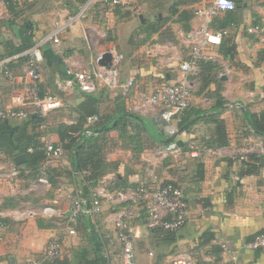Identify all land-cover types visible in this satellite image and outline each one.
<instances>
[{
	"label": "crops",
	"instance_id": "0c3cea01",
	"mask_svg": "<svg viewBox=\"0 0 264 264\" xmlns=\"http://www.w3.org/2000/svg\"><path fill=\"white\" fill-rule=\"evenodd\" d=\"M131 1L118 6L90 3L75 22L64 25L57 43L51 39L40 43L41 93L57 95L64 102L62 107L50 112L45 118L46 127L43 131L29 129L37 134L41 142L58 144L56 124L73 123L77 119L76 108L83 95L77 88L64 87L67 69L75 71L96 66L95 59L114 45L125 56L121 65V81L134 79V82L128 96L122 94L121 87L114 90L101 88L94 93L100 98L99 111L102 112L106 106L110 112L116 102L123 100L127 110L156 122L157 127L163 129L159 107L151 106L146 98L154 84L164 80L175 81L180 72L170 71L158 61L156 55L148 57L142 50L155 45L159 47V56L163 57L175 45L182 52L179 32L183 29L175 20L176 16H171L164 26L171 29L178 43L166 38L161 40L159 32L152 33L142 44L137 42L141 33L131 40L138 26L135 19L141 24V13L134 11ZM199 1L187 2L183 7L191 11L188 20L191 29L199 24V18L194 14L195 8L200 5ZM15 2V10L10 11L5 1L0 0V54L3 53V40L18 44L29 27L30 30H27L32 34L33 44L41 41L57 24L65 23L68 17L77 14L87 0ZM235 2L236 7L232 10L236 18L235 28L225 36L233 42L234 53L231 57L224 56L217 51L219 46L215 47L217 56L211 64V72L217 75V81L202 83L196 76L188 75L191 85L190 107L184 114L186 123L184 127H179L176 135L181 152L174 156H163L162 146L154 144L137 153L123 146L118 130L112 129L106 134L116 142L107 153V160L116 163L117 173L127 182L139 180L157 184L174 181L180 184L186 196V221L173 235L147 229L143 224L142 213L141 221H134L137 264H166L179 252L192 254L201 264L217 259L227 261L232 256L239 264H264V248L253 250L246 247L247 242L264 228V153H250L245 162L231 159L237 149L250 141L257 138L264 140L261 136L251 134V128L243 119L245 111L256 113L264 109V40L247 32L250 25H264V0ZM225 13L219 17L222 18ZM12 67L15 80L10 81L0 73V103L5 108L11 106L12 94L23 88L20 78L22 63ZM231 101L236 104L228 107ZM132 102L138 103L139 109H133ZM224 103L226 107L222 106ZM216 117L223 120L228 139L227 145L222 147L215 144L209 146ZM18 121L9 118L2 121L0 126L4 124L8 128L6 131H11ZM3 145L0 142V171H8L14 167L15 155L5 153ZM199 164L203 166L202 175L196 173ZM55 165L62 169L69 164L64 156ZM115 173L106 175L105 180H113ZM30 174L24 170L15 179L0 176V264H30L31 260L40 257L47 240L54 235L62 239L64 254L71 247L87 244V230L83 221L76 225V232L70 234L66 229V221L60 216L18 221L1 214L23 205L42 204H50L61 212H67L69 199L59 196L53 187L37 182L36 178L31 179ZM8 202L15 204L5 205ZM110 211L105 206L98 221L99 229L107 239L105 248L109 252L118 249L109 219Z\"/></svg>",
	"mask_w": 264,
	"mask_h": 264
},
{
	"label": "built area",
	"instance_id": "2783aa9c",
	"mask_svg": "<svg viewBox=\"0 0 264 264\" xmlns=\"http://www.w3.org/2000/svg\"><path fill=\"white\" fill-rule=\"evenodd\" d=\"M93 2H100L109 6L125 5L129 0H87L79 12L68 17L65 23L57 24L56 28L48 35L44 36L32 46L23 51L6 56L0 59V73L8 80H15V76L10 71V64L22 59L21 83L23 88L12 94L11 106L5 108L0 103V119H24L30 113H34L42 119L48 114L63 106V99L50 93H41L40 80L41 69L40 62L42 53L40 43L51 39L57 43L58 35L64 25L75 22L84 12L85 8ZM200 5L195 8L194 14L199 18V24L191 30L180 31V48L182 52L176 49V46L170 48L171 51L165 52L163 57L159 56L158 46L151 45L144 50L148 57L156 55L158 61L164 64V67L170 71L180 72L177 80H164L153 85L151 93L147 96L146 102L151 106L159 107V116L162 122V128L165 133L171 137H176L179 130V122L182 115L190 106L191 85L188 75H197L201 71L200 64L215 60L217 51L215 47L219 46L222 38L235 28V24L215 29L212 24L216 17L221 13L235 9V0H200ZM249 34L256 38L264 40V25L255 24L247 28ZM158 47V48H157ZM110 63L106 66L98 64L101 54L95 59L96 66L90 69L72 70L67 69L68 77L64 81V87L67 89L77 88L84 93H96L101 88L114 90L122 88V94L128 96L129 88L134 79L121 81V65L125 59L124 54L116 47L112 46ZM234 101L228 104V107L234 105ZM132 108L139 109L138 103L132 102ZM15 107V108H14ZM98 119L96 115L86 117L85 128L90 126ZM46 127L45 121L40 122L36 129L43 131ZM94 134L91 130H86V135ZM31 150V149H29ZM45 159L43 160L37 176V182L51 186L47 170L53 166L56 161L64 155L63 148L52 141L45 142ZM181 152V146L176 140L167 143L162 147L161 154L177 155ZM264 153V140L257 138L250 141L246 146L240 147L232 155L233 161L244 162L248 160L250 153ZM19 174L17 168L12 167L8 171H0V176L15 179ZM56 193L69 199L70 205L66 213L59 211L50 204L42 205H23L3 211L5 214L15 220H24L32 217H41L49 219L54 216L65 218L66 227L70 234L75 230L70 223H75L82 216L88 217L94 221L96 215L103 210L104 205H118L119 208L110 215L118 242V249L114 252L107 250V260L104 264H137L134 248V225L133 219L143 215V224L147 229L159 228L166 231L178 232L186 221L187 201L183 189L171 183L149 184L138 181L134 186L124 188H115L112 190L104 186H94L91 190V199L88 204L85 200L75 195L68 186L62 182L56 185ZM141 209L143 211L141 212ZM248 249L264 248V228L259 231L250 241L247 242ZM61 254L59 240L51 236L45 245L40 257L30 261V264H42L44 261H53ZM166 264H201L192 254L188 252H179L174 254ZM205 264H239L236 258L224 260H211Z\"/></svg>",
	"mask_w": 264,
	"mask_h": 264
},
{
	"label": "trees",
	"instance_id": "16d2710c",
	"mask_svg": "<svg viewBox=\"0 0 264 264\" xmlns=\"http://www.w3.org/2000/svg\"><path fill=\"white\" fill-rule=\"evenodd\" d=\"M4 1L10 11L15 10V0ZM192 1L196 0H176L167 8V16H155V21L149 20L143 24H138L136 27L137 29H135L133 32L135 35H131V40H134L133 37L141 33L142 36L140 39L137 38V42L142 44L148 40L152 33L159 32L161 40L166 38L178 43L171 29L164 25L171 16H176L175 20L180 23L183 31L190 30L191 27L188 23V20L191 17V11L183 7L187 4V2ZM97 3L100 2H96L95 4ZM231 23L236 24L235 13L233 11H227L222 18L219 16L215 18L212 27L218 29L229 26ZM27 29L30 30V27ZM27 29L22 36L21 42L18 44H15L11 40H3L1 43L3 46V53L0 54V59L19 53L32 46L34 43L31 37L32 34H29V30ZM217 51H219L224 56L231 57L234 53V44L230 39L223 37ZM215 61L216 58L215 60L202 62L200 64L201 71L197 75L191 76H196V78L202 83H208L211 80L215 81L217 79V75L211 72L213 67L211 64ZM19 62L22 63V59L9 65L11 72L13 71L12 65ZM82 95L83 99L76 108V121L73 123L58 122L56 124V133L59 137L58 145L63 148L65 152L63 157H66L69 165L66 168L58 169V167H56L54 164L53 166L48 167L46 173L54 189H56L58 182H62L68 186L75 195L82 197L86 201L85 203L88 204L91 199V190L94 186H104L107 189L112 190L115 188L134 186L139 181L127 182L125 178L121 177V175L117 173L116 163L107 160V153L116 144L113 139H110L106 135L108 131L112 129L118 130L119 139L123 141V146L130 147L134 152L137 153L141 152L144 147H151L154 144H159L163 147L169 142L174 140L178 142V140L176 137H171L165 134L163 129L157 127L156 122L148 120L136 112L127 110L124 106L123 100L116 102L114 108L110 112H100L98 109V103L100 102L98 95L84 92H82ZM222 106L226 107V104L224 103ZM189 107L185 111L186 113L189 111ZM184 114L182 115V118L178 124L180 128L184 127L186 123V116H184ZM195 114H197V112ZM90 115H96L98 119L90 126L85 128L84 124L86 117ZM243 119L248 127L251 128V134L264 138V109L256 113L245 111L243 113ZM5 120L7 119H0V124ZM44 120L45 119L40 118L36 114L30 113L26 118L19 119L17 125L12 127L11 131H6L8 128L4 127V124L0 126V142L1 144H4L3 148L5 153L10 156H14L16 154H24L25 156V159L22 163H14L13 165L18 169V175H20L24 170L31 173L29 175L31 179L37 178L39 175V168L45 159V142H41L37 138V134L35 132H30L29 129H36V126ZM213 122L215 123V129L209 146H212L213 144H215L217 147L227 145L228 139L226 136L223 120L216 117L214 118ZM88 129L93 131L94 134L86 135V130ZM263 159L264 157H262V160ZM202 169L203 166L199 164L196 167V173L202 175ZM110 173H115L113 177L114 179L110 182H107L105 178L106 175ZM199 179H201V176L198 178V180ZM166 183H171L183 189L180 184L174 181H163L157 184ZM14 204L15 203L10 204L9 202L5 203V205L8 206H13ZM105 206H108L111 210L109 215L113 214V212L119 208L118 205H104L103 210L96 215L94 221H91L88 217L81 215L75 223H70V226L74 228L75 232L76 225L80 221L85 223L87 230L86 245L71 247L69 248V251L64 254L62 239L54 235L59 240L61 254L53 261H44L42 264H104L107 260V250L105 248L107 239L100 231L98 221L103 215ZM142 211L143 209H141V212ZM136 220L141 221V216L133 219L132 223L134 224V221ZM113 230L115 233L114 227ZM149 230L160 231L171 235L176 233L159 228ZM114 251L116 250L111 252Z\"/></svg>",
	"mask_w": 264,
	"mask_h": 264
},
{
	"label": "rangeland",
	"instance_id": "374dc122",
	"mask_svg": "<svg viewBox=\"0 0 264 264\" xmlns=\"http://www.w3.org/2000/svg\"><path fill=\"white\" fill-rule=\"evenodd\" d=\"M174 1H176V0H162V2H161V0H132L131 3L133 2L132 7L134 8V11L137 13H141V16H142L141 24H143L149 20L155 21L156 20L155 16H160V17L166 16L168 13L167 8ZM86 12H85V14H86ZM135 22H136L135 23L136 25L139 24V21L137 23L136 19H135ZM115 30L116 29H114V31ZM142 51L144 52V50H142ZM109 110H110L109 107L107 108L105 106V107H103L102 111H109Z\"/></svg>",
	"mask_w": 264,
	"mask_h": 264
},
{
	"label": "water",
	"instance_id": "95a60500",
	"mask_svg": "<svg viewBox=\"0 0 264 264\" xmlns=\"http://www.w3.org/2000/svg\"><path fill=\"white\" fill-rule=\"evenodd\" d=\"M139 18L141 19L142 16L139 15ZM110 60H111V52L110 51H105L101 54L99 60H98V64L99 65H102V66H106L110 63ZM25 159V156L24 154H16L14 157H13V160L15 161V163L19 164V163H22Z\"/></svg>",
	"mask_w": 264,
	"mask_h": 264
}]
</instances>
